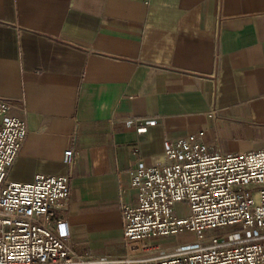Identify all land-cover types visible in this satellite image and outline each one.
<instances>
[{
	"label": "crops",
	"instance_id": "crops-1",
	"mask_svg": "<svg viewBox=\"0 0 264 264\" xmlns=\"http://www.w3.org/2000/svg\"><path fill=\"white\" fill-rule=\"evenodd\" d=\"M0 98L29 122L10 177L69 175L70 243L124 254L134 159L200 130L215 150L264 149V0H0Z\"/></svg>",
	"mask_w": 264,
	"mask_h": 264
},
{
	"label": "built area",
	"instance_id": "built-area-1",
	"mask_svg": "<svg viewBox=\"0 0 264 264\" xmlns=\"http://www.w3.org/2000/svg\"><path fill=\"white\" fill-rule=\"evenodd\" d=\"M12 107L0 98V264H264V149L215 150L203 130L165 140L155 163L134 159L130 166L137 195L121 203L126 252L86 256L70 243L60 214L70 176L10 177L30 132L27 116L12 114ZM151 122L129 120L140 131ZM74 155L66 150L65 162ZM179 201L188 202V212H178ZM226 225L237 229L206 236Z\"/></svg>",
	"mask_w": 264,
	"mask_h": 264
},
{
	"label": "rangeland",
	"instance_id": "rangeland-1",
	"mask_svg": "<svg viewBox=\"0 0 264 264\" xmlns=\"http://www.w3.org/2000/svg\"><path fill=\"white\" fill-rule=\"evenodd\" d=\"M176 208H177L179 213L183 214V213H186L189 211V204H188V202L179 201V202H177ZM236 229H237L236 226L226 225V226L214 229V230L210 229V230L206 231V236H209V235L213 234L214 232L223 234L224 232H230V231H234ZM183 235L184 236H182V237L188 236L192 239L195 237L194 233L193 234L185 233Z\"/></svg>",
	"mask_w": 264,
	"mask_h": 264
}]
</instances>
